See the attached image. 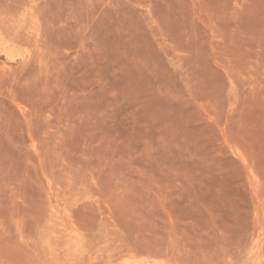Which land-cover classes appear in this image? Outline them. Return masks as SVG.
<instances>
[{
    "label": "rangeland",
    "instance_id": "obj_1",
    "mask_svg": "<svg viewBox=\"0 0 264 264\" xmlns=\"http://www.w3.org/2000/svg\"><path fill=\"white\" fill-rule=\"evenodd\" d=\"M118 249L264 264V0H0V264Z\"/></svg>",
    "mask_w": 264,
    "mask_h": 264
},
{
    "label": "bare ground",
    "instance_id": "obj_2",
    "mask_svg": "<svg viewBox=\"0 0 264 264\" xmlns=\"http://www.w3.org/2000/svg\"><path fill=\"white\" fill-rule=\"evenodd\" d=\"M54 216V215H53ZM52 217V216H50ZM53 218V217H52ZM52 221V219H50ZM54 222V220H53ZM69 223V222H68ZM55 224V222H54ZM62 224V223H61ZM73 224V223H72ZM64 226V225H63ZM65 227V226H64ZM66 228V227H65ZM68 230V227L66 228ZM63 230V229H62ZM65 230V229H64ZM63 230V231H64ZM71 230V229H70ZM69 231V230H68ZM67 231V232H68ZM72 232V231H71ZM75 232V231H73ZM70 233V232H69ZM76 233V232H75ZM69 235V234H68ZM73 234H71L72 236ZM70 236V235H69ZM68 236V237H69ZM70 236V238H71ZM73 238V237H72ZM71 242V240H70ZM72 243V242H71ZM75 246V244H74ZM77 246V245H76ZM78 248H80L78 246ZM130 248V247H129ZM84 250V249H83ZM119 250V249H118ZM82 252V250H80ZM137 251H139V249H137ZM142 252V251H139ZM110 255V254H109ZM107 255V256H109ZM77 256V255H76ZM80 256V255H79ZM86 257V256H85ZM84 257V258H85ZM90 257V256H88ZM91 258V257H90ZM89 258V259H90ZM103 258V257H102ZM105 258V257H104ZM88 259V260H89ZM97 259V258H96ZM43 260V259H42ZM55 260V259H54ZM80 260V258H79ZM93 260V259H92ZM95 260V259H94ZM40 261V260H39ZM45 261V262H43ZM41 264H46V262H48L47 260H43ZM75 261V260H74ZM91 261V260H90ZM54 262V261H53ZM84 262V261H83ZM79 263L78 261H76L74 264H84V263ZM105 264H160L162 261H160L159 259H149L148 257L145 256H140L139 254L135 253V252H131V251H125V250H119L114 252L113 254H111L109 257L106 258V260L104 261ZM16 263V262H15ZM50 263V262H49ZM52 263V262H51ZM70 263V262H69ZM68 263V264H69ZM37 264V263H36ZM90 264V263H89ZM95 264V262H94Z\"/></svg>",
    "mask_w": 264,
    "mask_h": 264
}]
</instances>
